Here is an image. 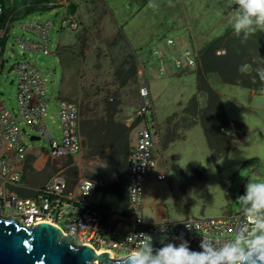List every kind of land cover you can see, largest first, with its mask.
Wrapping results in <instances>:
<instances>
[{"label":"rangeland","instance_id":"1","mask_svg":"<svg viewBox=\"0 0 264 264\" xmlns=\"http://www.w3.org/2000/svg\"><path fill=\"white\" fill-rule=\"evenodd\" d=\"M89 1L67 0L54 8H48V0L6 2L7 24L4 37L0 38V104L7 113L14 118L18 117V74L14 70L8 73V70L20 64L34 68L45 81L46 99L49 102L44 122L50 138L38 136L25 125L20 127L21 142L27 154L32 156L31 165L35 162V170L25 176L23 185L34 188L59 170L75 175L77 169H86L90 163L97 166L88 167L87 171L99 183L108 167L99 169V161L88 157V149L82 143L81 135L83 151L77 169L68 171V164L58 168V162L52 165L49 159L51 144H61L63 140L59 103H78L80 128L83 120L105 116L106 105L119 101L120 117L129 124V119L134 118L138 107L139 86L136 76L139 73L145 76L149 86L161 129L167 124L164 121L167 116L175 117L170 120L173 129L182 125V122L186 124L178 117H184L182 112L186 106L185 111L195 116L198 110L196 102L201 107L206 104L200 95H206L209 101L205 110L209 114L201 120L209 145L202 128L195 126L187 132L188 142L179 141L170 145L164 156V164L158 162L159 169L168 176L167 181L162 182L165 184L162 195L166 199L167 221L178 222L187 217L221 218L253 209L263 203L264 66H257L258 69L263 67L260 74L250 64L253 75L258 79H255L257 84L246 82L249 90L218 85L215 75L207 76L208 69L205 66L197 75L195 68L188 69L194 73L190 75H166L171 71L178 73L174 63L184 64L183 50L191 49L187 45V28L205 31L206 26H209L210 35L216 37L224 30L222 22L226 17L223 12L218 11L214 18L205 17L202 12L205 6H198L201 0H92V4ZM209 1L211 5H208L214 10L217 0ZM71 3L79 8V13L71 16L76 23L73 29H70L64 18L65 9ZM231 8H234L233 5ZM208 19H212L211 24L204 22ZM235 19L224 26L234 27L237 24ZM241 19L244 21V18ZM46 24H51V27L47 33L48 41L45 42L39 32L30 27ZM247 30L250 33L259 31L254 27ZM259 36L261 40H257L260 42H255L257 47H261V41L264 40L263 35ZM169 40L173 45L167 44ZM24 42L28 46H40L42 49L25 50L20 47ZM234 67L237 71L241 67L245 74L249 71L244 66ZM207 77L212 89L227 95L222 102L228 118H235L248 128L247 136L232 147L227 155L229 142L239 139V135L236 129L230 132L219 129L220 125L225 127V119L222 117L218 95L206 84ZM257 88L258 94L252 97ZM211 105H214V109L210 108ZM215 132L223 134L224 139L216 137L214 142L212 135ZM32 137L40 139L31 141ZM221 157L224 160L215 163ZM66 159L71 163L75 157ZM60 226H63V222ZM259 238L261 235L258 233L247 242H239L241 251L251 248L253 240ZM114 255L118 260L126 257L125 252H114Z\"/></svg>","mask_w":264,"mask_h":264},{"label":"built area","instance_id":"2","mask_svg":"<svg viewBox=\"0 0 264 264\" xmlns=\"http://www.w3.org/2000/svg\"><path fill=\"white\" fill-rule=\"evenodd\" d=\"M48 2V8H54L67 0ZM4 13L5 5L0 0V18ZM72 18L65 19L70 29L76 27ZM50 27L51 24H46L30 29L39 32L46 42ZM4 32L5 29L0 30V38L4 37ZM167 44L173 45V42L169 40ZM20 47L31 51L42 49L25 42ZM1 52L0 44V55ZM183 52L184 64L175 62L174 68L178 71L195 68V52L191 49ZM216 54L223 56L225 52L220 50ZM13 70L18 74V117L7 113L0 104V218L14 220L26 229L47 223L61 230L76 245L88 246L97 254L109 253L113 260H118L114 252H125L126 257L138 256L143 264H241L250 248L242 252L239 242H247L259 233L261 238L253 240L251 248L264 243V202L253 209L221 218L189 217L154 226L144 224L142 203L146 178L164 182L167 176L159 169L158 162L164 164L161 128L143 74L137 79L138 107L134 118L128 121L130 125L134 122L137 125L131 132L128 146L124 216L107 214L108 224L104 225L103 211L91 203L98 184L93 179L80 178L74 188L69 189L64 170L53 173L41 185L25 187V176L35 169L33 165L31 171L26 167L32 156L27 154L21 142L20 127L25 125L38 136L50 138L44 122L49 102L45 81L34 68L20 64ZM79 113L78 103L60 101L63 140L61 144L52 142L49 156L52 165L58 162V168L67 165L66 157H75L76 165L82 156ZM116 224L127 226L119 237L112 231Z\"/></svg>","mask_w":264,"mask_h":264},{"label":"crops","instance_id":"3","mask_svg":"<svg viewBox=\"0 0 264 264\" xmlns=\"http://www.w3.org/2000/svg\"><path fill=\"white\" fill-rule=\"evenodd\" d=\"M205 2H207V4ZM209 2H210L209 0H201V4L198 5L201 7L205 6L204 10L202 11L203 15L205 17L214 18L217 12L219 11V12H223V14L226 17V20L224 19V21L222 22V25H223L222 28L224 29L223 31H221L222 34L220 32V34L216 35V37H214V35L213 36L210 35L211 31L208 29L209 26H206V29H204V27L202 28L205 31H200L198 29L196 30L195 28H192L195 31L191 29L190 31L189 28H187V33L189 36V41L187 42V45L188 47H191V50H193L196 54L195 73L197 75L198 72L202 68H205L204 66H213L214 69L211 70L212 73H209L208 75H211V74L215 75L217 78L216 83L218 85L238 87V88L249 90V88L246 87V82L251 81L252 82L251 84H255L256 82L255 79H258V78H255V76L253 75L252 67L258 69L257 66H260V65L264 66V40L261 41L262 43V46L260 45L261 47H257V44H256L259 41L257 40V38H260L261 40V36H259V34L264 36V32L258 31L257 33H250L248 32L247 29L252 28V27L257 29V27H259L258 18L260 17L264 19V0H236V2L235 1L233 2L230 0L228 1L227 0H221V1L217 0L216 3H214L215 4L214 10L210 8L209 5L211 4ZM88 3L92 4L93 2L92 0H90ZM238 3H240L241 5H239ZM70 5L76 8L75 14L79 13V8L76 6V4L71 3ZM231 5H233L234 8H231ZM68 7L66 9L64 8L65 9V17H64L65 19H67V17L69 16L75 15V14L70 15L69 13L70 10L68 11ZM234 18H236L234 21H237V24L235 26L231 25L234 27L226 28L224 24L225 23L227 24L228 22L230 23L232 19ZM241 18H244V21ZM204 22L205 23L209 22L208 24H211L212 19H208ZM200 25L201 24L199 23V26ZM197 26H194V27H197ZM217 37L225 38V41H223L222 47L219 49H216V47L214 46L209 47L212 43L210 39L215 41L216 39H218ZM219 50H222L225 52V54L221 57L217 56L216 54ZM250 64H253L254 66L251 67ZM234 66H244L245 68H248L249 71L247 72V74H245V73H242L241 67L239 71H237ZM161 72L164 73V70H162ZM257 72L261 74L263 72V67L262 69L259 68ZM188 74L190 75L194 73L188 71L187 69H184L183 71H178V73H176V71L175 72L171 71L170 73L166 75L179 77V76L188 75ZM136 77L137 78L139 77V73ZM262 78L264 79V72L262 74ZM208 79L209 77H207L206 84H208L211 90L214 93H216L219 97L218 101H220L221 103V107H222L221 113L223 115L222 116L223 119H225V121H227L229 124L237 123L239 125H243L241 124L242 122L237 121L235 118H231V117L228 118V116L225 113V109H224L223 102H222V99H224V97H226L227 95L223 94V92H218L217 90L212 89L211 84H209L210 80ZM255 90L256 92L254 91L255 94L253 93L252 97H255L258 94L257 93L258 88ZM200 96L205 99L206 104L203 107H201L199 105V102H196L198 110H196L197 113H195L196 114L195 116L189 115V113L185 111L188 107L186 106L182 112L184 117H178L179 120L186 122V124L182 122V125H180L177 128L175 127V129H173L172 127L173 122L170 124L171 122L170 120L175 119V117L173 116L171 118L170 116L165 117L164 121H166L167 124L164 125L163 128L161 129V143L165 147L164 156H165L166 151L169 150L170 145L175 144L176 142H179V141L188 142L189 139L187 137V132H189L195 126H199L202 128L205 141L209 145V138H207L205 134V129L203 128V124H202L203 122L201 123V120H203V117L209 114L208 111H205L207 108V103L209 101L206 95H200ZM197 98H199V93L197 95ZM230 102L233 103L232 101ZM212 107H214V105L210 106V108ZM246 129L247 131L243 137L239 139H235V140L232 139L229 142L226 155L231 151L232 147H234L237 143L242 141L247 136L248 128ZM217 133L218 132H215V134L212 135L214 142H216L217 140L216 137H220L222 140L224 139L223 134H221L222 135L221 136L219 134L220 132L218 134ZM130 138H131V134H130ZM210 143H212V139L210 140ZM223 157H221L219 160L217 159L218 161L215 163L217 164L221 163L224 160ZM79 161L80 159L78 160L76 165H74V159L72 160L71 163H69L68 161L67 163L68 165L66 167L67 170L70 171L72 168L77 169ZM90 164L91 165H89L88 167L97 166L95 165V163H90ZM104 166L108 167V169L104 173L103 178L99 181V183H97L99 187V192L98 191L95 192V195L93 199L91 200V203L95 204L96 206L99 207V209L103 211V224L107 225L108 224L107 214H115L117 216H124L126 214L127 198H126V192H125L126 185H124L123 188H120L118 186V176L116 175V173L113 171V169H111V167H109L104 162L99 160V169L103 168ZM88 167H86V169L84 168L77 169L76 170L77 173L75 175L68 174V172H65L64 175L67 179L69 189H73L75 186V183L80 178H90L94 180V175L87 171ZM127 180H128V177H127ZM127 180H126V184H127ZM164 185L165 184L162 182H155L153 177L146 178L144 197H143V203H142V218H143L144 224L147 226L172 223V222L167 221L168 220V210L166 209V206H165L166 199L162 195V189ZM98 195H99V202H98ZM126 228L127 226L124 224L123 225L116 224L115 226H113L112 231L114 232L115 235L119 237L121 233L124 230H126Z\"/></svg>","mask_w":264,"mask_h":264},{"label":"water","instance_id":"4","mask_svg":"<svg viewBox=\"0 0 264 264\" xmlns=\"http://www.w3.org/2000/svg\"><path fill=\"white\" fill-rule=\"evenodd\" d=\"M14 67H10V73ZM39 138L32 137L31 141ZM0 264H143L136 255L113 260L109 253L97 254L76 245L58 228L41 223L30 229L14 220L0 218ZM241 264H264V243L247 250Z\"/></svg>","mask_w":264,"mask_h":264},{"label":"trees","instance_id":"5","mask_svg":"<svg viewBox=\"0 0 264 264\" xmlns=\"http://www.w3.org/2000/svg\"><path fill=\"white\" fill-rule=\"evenodd\" d=\"M7 1L10 0H3L5 5V13L0 18V30L6 29L5 27L7 24V14H6ZM69 7H68V11L70 10L69 11L70 15H74L76 12V8L73 6H71L70 8ZM258 21H259V27H257V29L259 30V32L262 31L264 32V19L259 17ZM223 41H225L224 37L218 38L213 43H211L209 47L214 46L216 47V49H219L222 47ZM205 67L208 69L207 75L209 73H212L211 70L214 69L213 66H205ZM200 93H202L201 90ZM137 103H138V91H137ZM120 104L121 103L117 101L106 105L105 116L99 119L97 118L94 120H83L82 123L80 124L79 132L83 139L82 143H84V145L88 149V157L93 160H98V161L100 160L109 167H111V169H113V171L118 176V186L120 188H123L124 185H126V180L128 177L127 155H128L130 134L137 125V122H134L132 125H128L125 123L124 119L120 117V109H119ZM224 125L225 127L220 125L219 129L221 130L226 129L227 132L236 129L239 138L243 137L247 131L245 126L239 125L237 123L229 124L227 121H224ZM31 159L32 157L28 159L26 166L27 169H29L30 171L32 169ZM96 191L99 192V187H97Z\"/></svg>","mask_w":264,"mask_h":264},{"label":"bare ground","instance_id":"6","mask_svg":"<svg viewBox=\"0 0 264 264\" xmlns=\"http://www.w3.org/2000/svg\"><path fill=\"white\" fill-rule=\"evenodd\" d=\"M99 254V253H98Z\"/></svg>","mask_w":264,"mask_h":264}]
</instances>
